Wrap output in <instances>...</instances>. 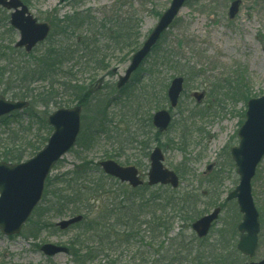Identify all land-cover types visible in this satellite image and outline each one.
Masks as SVG:
<instances>
[{
    "label": "rangeland",
    "instance_id": "obj_1",
    "mask_svg": "<svg viewBox=\"0 0 264 264\" xmlns=\"http://www.w3.org/2000/svg\"><path fill=\"white\" fill-rule=\"evenodd\" d=\"M171 1L31 0L27 4L40 22L50 24L52 29L55 26L57 31H60V19L75 11L90 9L91 15L98 20L108 16L118 15L123 18L135 14L141 20L139 32L142 43ZM232 1L188 0L123 89H117L116 84L118 76L124 74L130 59L122 62L116 56H112L113 60L110 59L108 69L85 66L80 71L75 68L73 74L67 76L65 72L70 68L69 62L63 67L64 71L57 70L55 78L35 77L34 81L25 84L23 81V88L27 85L32 89V96L22 99L29 101L30 105L23 111L15 112L12 118L0 121V150L7 140L10 142L16 135L19 137V144L28 146L30 142H35L34 139L40 131L43 135L48 132L51 134L53 129L44 116L57 108H70L78 104L73 85L82 84L86 91L93 85L95 89L92 91L98 92L91 104L83 106L84 131H81L77 144L52 169L49 176L52 181L51 188L40 202L38 210L18 235L6 236L0 232V263L82 264L70 253L46 257L40 247L45 243H55L68 246L72 250L71 243L81 228L73 226L61 230L56 223L77 214V209L82 214L89 213L90 222L99 210H106L111 203L118 201L123 205V201L134 197V192L137 197L153 193L157 187L149 189L147 180L149 154L156 145L164 152L165 166L179 175L181 183L178 189L200 195L197 208L202 211L201 215L212 212L219 205L223 208L209 235L202 239L198 238L191 227L193 219L189 220L180 215L175 218L171 237L181 235L178 236L179 240L194 249L193 255H189L183 264L193 263V256L198 249L208 252L216 244L222 246L221 242H227L228 245L224 256L230 259L238 257L235 263L249 260L240 252H234L231 247L233 243L236 246L240 235L237 226L242 220V213L236 200L227 201L226 197L239 184L240 176L231 149L239 144L238 131L246 119L247 102L250 98L264 95V0H241L239 13L231 19L228 11ZM10 13V10L0 7V75L3 79L0 93L12 99V91L20 82L10 70V60L29 64L52 41L46 40L29 56L22 55L24 50H13L19 33L11 26ZM86 29L87 26H84L83 33ZM57 38L56 35L51 37L52 40ZM100 42L102 45H111L109 39L102 34ZM161 49L173 50L175 62L171 63L172 66L161 65L158 74L153 77L151 66ZM177 75L185 77L184 91L178 106L171 109L173 119L168 130L155 134L153 128L145 124L143 117L148 115L149 109H152L153 114L158 109L169 108L167 89L170 81ZM149 85L150 99L155 97V100L146 106L145 102L140 103V96L144 86ZM195 92L204 93V98L197 101L193 96ZM155 102L158 103L156 107ZM41 103H46V106ZM102 105L103 109L107 107L106 118L104 114L101 116L102 120H106L105 126H101L100 120H95L96 112ZM138 108L140 115H137ZM94 124L98 127L95 132ZM148 148L149 154L145 156ZM34 154L30 151L24 160ZM109 158L124 166L138 167L145 186L135 191L127 183L121 184L108 179L98 165L100 161ZM78 176H87L83 177L84 180L87 179V184L92 181L100 182L99 186L105 189L101 194L95 195V200L94 196L90 200H73L77 203L74 208L69 202L58 209L54 202L59 189L65 186L68 189L65 181H74ZM252 192L264 220V158L252 179ZM147 218L144 215L141 219ZM261 227L255 260L264 257L263 223ZM122 229L123 227L120 231ZM111 233L113 234L112 230ZM143 235V244L141 239H130L122 242L116 251L101 254L89 264H156L154 248L162 241L169 245L170 235L164 233L161 237H155L148 230ZM152 241L156 245L149 247Z\"/></svg>",
    "mask_w": 264,
    "mask_h": 264
},
{
    "label": "trees",
    "instance_id": "obj_2",
    "mask_svg": "<svg viewBox=\"0 0 264 264\" xmlns=\"http://www.w3.org/2000/svg\"><path fill=\"white\" fill-rule=\"evenodd\" d=\"M30 1L31 0H24V2L28 4ZM140 23V18H137L135 14L123 16V18L118 15L112 17L108 16L98 20L91 15L90 9L87 11H75L73 14L65 15L64 19H60V31H57L55 26H53L51 34L48 37L49 40L47 39L52 42L49 43L48 48L39 57H34V60L29 64H20L15 60H10V70L12 74L17 77V81L20 82V85H16L18 87H15L14 91H12V98L24 99L31 97L32 89H29L27 85H24L25 88H23V81L25 84L34 81L35 77L36 79L55 78V76H57V70L61 72L64 71L63 67L69 62L71 63L70 68L65 72L67 76L73 74L75 68H79L80 71L81 68L85 66L108 69L110 67V59H114L112 56H116L115 58L122 62L129 60L131 55L141 45V35L139 32ZM84 26H87L85 33H83ZM101 34L109 39L111 45L101 44ZM55 35L58 36V38L52 40L51 37ZM12 49L22 51L15 47H12ZM21 53L24 56L30 55L24 51ZM173 56V50L161 49L158 51L157 59L151 66L150 71L153 77H156L161 65H168L175 62ZM1 77L2 75H0V83L3 81ZM164 85L166 87V84ZM73 86V88L76 89L75 98L83 106L88 103L91 104V100H93V97L98 92L91 91L90 87L86 91L84 89L85 86L82 84ZM149 87L150 85L148 87L144 86V90L140 96V103L145 102L144 104H146V106H149L150 102L155 100V97H153L154 99L152 100L150 99ZM41 104H45L46 106V103ZM156 106H158L157 102H155L154 107ZM151 110L149 109L148 115L143 117V119L147 126L153 128L151 123ZM106 113L107 107L103 109L102 105V108L96 112V118L94 117L95 120H100L101 126L106 125V120L101 119L102 114H104L106 118ZM13 115L14 113L2 117L0 121L5 118H12ZM137 115H140V108H138ZM46 116L47 113L44 116L45 120ZM97 128L98 127H95L94 132ZM42 133L43 132L40 131L34 139L35 142H30L28 146H23L22 143H18V135L13 139L8 138L11 139L10 142L7 140L6 145L0 150V161L19 163L25 159L30 151L36 153L47 142L50 134V132L45 135ZM154 133L159 134L155 130ZM148 154L149 148L145 156ZM83 177L87 178V176H78L74 178V181H72V179L65 181L68 185V189L65 188L66 186L59 189V194H57L54 206L56 205L58 209H61L63 204H69L70 202L74 208L77 203L73 200L81 199L83 201L85 198L90 200L92 196H94L93 198L95 200V195L101 194L102 190L105 189V187L99 186L100 182L94 183V181H92L91 184H87V179L84 180ZM106 177L110 180L113 179L109 176ZM51 182V179L48 178L45 195L48 194V190L51 188ZM141 188L142 187L130 189L137 191ZM154 190L153 193L143 194L140 197H137V194H135L136 192H134V195H132L134 197L129 199V201H123V205H121L122 203H120V201L111 203L106 210H99L90 222H88V218L90 217L89 213L84 212L83 221L77 225L81 228V233L79 232L71 243V255L75 260H78V262L81 261L82 264L92 263L95 261L96 257H99L101 254L104 255L109 251H116L120 248L122 242H127L130 239H141L143 244V234H145L146 230L149 231L150 235L153 234L155 237H161L164 233L170 235L174 228V220L178 215L181 217L185 216V218L189 220H194L201 215L202 211L197 208L201 197L193 191L185 193L182 190L172 189L169 186L162 185ZM69 191L70 193L67 194L66 192ZM132 200L133 202H131ZM87 204L89 206V203ZM88 208L90 209V206L87 207V210H89ZM80 212L81 211L77 209V213ZM109 215L111 218L108 219ZM144 215L148 217L147 220L141 219ZM261 221L264 225L262 216ZM145 225L148 227L143 228ZM122 227L123 229L120 231ZM178 236L181 235H175L173 237L170 235L168 238L169 245H165V242L162 241L157 248H154L156 251L155 255L157 256L156 264H183L189 255H193L194 249L189 248L188 243L179 240ZM152 242L153 243H149V247L150 245H156L155 241ZM221 244L222 246L218 244L214 245L208 252H202V249H198L193 256V263L191 264L235 263L238 257H232L235 259H230L228 256H224L228 246L227 242H221ZM231 247L234 252H237L234 243Z\"/></svg>",
    "mask_w": 264,
    "mask_h": 264
},
{
    "label": "water",
    "instance_id": "obj_3",
    "mask_svg": "<svg viewBox=\"0 0 264 264\" xmlns=\"http://www.w3.org/2000/svg\"><path fill=\"white\" fill-rule=\"evenodd\" d=\"M187 0H172L169 7L159 18L150 35L132 56L125 75L119 77L118 88H122L130 80L132 73L152 51L162 33L169 28L180 13ZM241 0L232 1L229 17L234 18L240 9ZM0 6L11 10V25L19 31L16 47H24L31 52L38 43L44 41L50 32V25L39 22L29 11L22 0H0ZM184 78L175 77L168 88V98L172 108L176 107L183 91ZM201 100L202 94H195ZM28 106L27 101L7 99L0 94V117ZM80 105L72 108H60L48 117L54 132L47 144L35 156L20 164L0 162V230L5 235L20 233L23 225L33 209L42 198L45 181L56 162L66 154L76 143L81 130ZM172 115L168 109H161L153 114V125L161 132L168 129ZM240 143L232 148V156L240 175L239 185L229 193L227 199H237L243 220L238 229L241 232L237 248L244 255L254 257L258 248L260 219L259 212L252 195V178L262 158L264 157V95L251 98L248 101L246 121L239 130ZM149 185L170 184L173 188L179 186V177L164 166V154L160 147H155L150 154ZM106 174L128 182L133 187L143 184L135 166H121L115 160L108 159L101 163ZM210 168V167H209ZM221 208L200 217L193 222L192 228L199 237L209 233L213 222L218 218ZM82 215L58 223L61 229L81 221ZM45 255L54 256L67 253L69 249L62 245L46 243L41 246ZM239 264H264L260 261Z\"/></svg>",
    "mask_w": 264,
    "mask_h": 264
}]
</instances>
